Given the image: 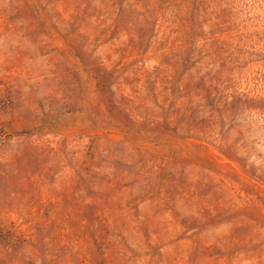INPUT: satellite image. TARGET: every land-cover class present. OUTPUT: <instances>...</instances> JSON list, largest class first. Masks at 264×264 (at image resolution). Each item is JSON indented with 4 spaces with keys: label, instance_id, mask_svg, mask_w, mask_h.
<instances>
[{
    "label": "rangeland",
    "instance_id": "rangeland-1",
    "mask_svg": "<svg viewBox=\"0 0 264 264\" xmlns=\"http://www.w3.org/2000/svg\"><path fill=\"white\" fill-rule=\"evenodd\" d=\"M0 264H264V0H0Z\"/></svg>",
    "mask_w": 264,
    "mask_h": 264
}]
</instances>
